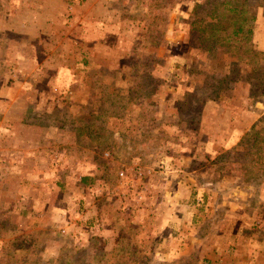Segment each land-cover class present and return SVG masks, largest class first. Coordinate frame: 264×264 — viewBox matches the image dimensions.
Instances as JSON below:
<instances>
[{"label":"rangeland","instance_id":"1","mask_svg":"<svg viewBox=\"0 0 264 264\" xmlns=\"http://www.w3.org/2000/svg\"><path fill=\"white\" fill-rule=\"evenodd\" d=\"M0 264H264V0H0Z\"/></svg>","mask_w":264,"mask_h":264},{"label":"trees","instance_id":"2","mask_svg":"<svg viewBox=\"0 0 264 264\" xmlns=\"http://www.w3.org/2000/svg\"><path fill=\"white\" fill-rule=\"evenodd\" d=\"M225 5L223 4L221 9H211L205 18H196L190 24L191 28L197 33L198 44L204 53L220 45L219 42L222 39H231L235 44H239L244 49L251 42L250 36L253 17L244 10H239V8L234 7L228 8ZM222 10H226L230 16L226 17ZM227 30L229 34H227L226 38L217 35L218 32L223 34ZM248 52L250 53L249 58H245L244 60L251 63L254 58L253 55H258L259 53H254L252 50H248Z\"/></svg>","mask_w":264,"mask_h":264},{"label":"crops","instance_id":"3","mask_svg":"<svg viewBox=\"0 0 264 264\" xmlns=\"http://www.w3.org/2000/svg\"><path fill=\"white\" fill-rule=\"evenodd\" d=\"M117 135V134H116ZM114 136H115V134H114ZM85 180V179H84Z\"/></svg>","mask_w":264,"mask_h":264}]
</instances>
